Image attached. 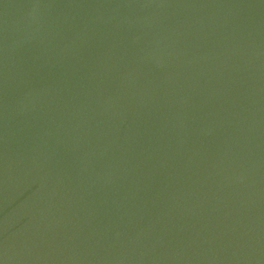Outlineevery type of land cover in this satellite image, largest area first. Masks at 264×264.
Listing matches in <instances>:
<instances>
[{
    "label": "water",
    "instance_id": "1",
    "mask_svg": "<svg viewBox=\"0 0 264 264\" xmlns=\"http://www.w3.org/2000/svg\"><path fill=\"white\" fill-rule=\"evenodd\" d=\"M0 264H264V0H0Z\"/></svg>",
    "mask_w": 264,
    "mask_h": 264
}]
</instances>
